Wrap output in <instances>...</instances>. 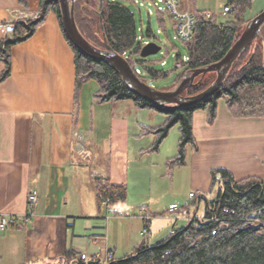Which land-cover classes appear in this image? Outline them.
<instances>
[{"label": "crops", "instance_id": "1", "mask_svg": "<svg viewBox=\"0 0 264 264\" xmlns=\"http://www.w3.org/2000/svg\"><path fill=\"white\" fill-rule=\"evenodd\" d=\"M28 1L25 9L18 0H0V22H14L19 13L21 20H34L42 0ZM10 36L0 28V42ZM3 70L0 62V76ZM75 73L74 51L54 13L48 15L33 37L12 49V73L0 84V216L16 217L22 222L0 232V264H62L59 258L66 250L74 251L78 258L84 254L90 262H104L109 252L114 259H120L143 245L166 239L187 224V217L203 212V204L198 202L190 215L182 209L175 216L169 215L171 204L183 205L173 197L167 200L163 212L153 209L152 197L139 205L128 203L127 198L125 205L118 206V216L131 211L138 221L133 228L127 226L131 220L117 222V226L126 227L123 238L113 234L115 230L112 233L110 222L109 232L103 234V220L110 219L103 216L105 205L98 204L94 182L100 176H109L113 183L129 189V171L126 183L114 172L111 151L107 171H98L87 140L95 132L111 134L115 126L117 132L123 131L126 113L142 109L126 101L115 103L120 105L116 108L120 118L114 117V106L104 108L114 103L100 105L95 111L92 97L99 87L90 81L82 89L75 126ZM123 103H131L132 110L124 108ZM207 119L205 111L194 113L196 149L189 146L185 164L167 174L172 183L176 179L185 183L189 197L191 193L208 194L213 169H226L236 180L264 178V118H236L225 100H220L214 123L209 125ZM163 122L157 116L154 126ZM136 125L139 132L132 139L139 143L149 139L153 143L154 136L138 137L141 123ZM164 142L154 153L145 151L152 143L147 147L135 145L136 161L160 155ZM109 144L111 150L112 140ZM34 188L39 191L40 202L34 215L25 220L28 196ZM189 202L188 198L184 205ZM145 228L147 233L143 234Z\"/></svg>", "mask_w": 264, "mask_h": 264}, {"label": "trees", "instance_id": "2", "mask_svg": "<svg viewBox=\"0 0 264 264\" xmlns=\"http://www.w3.org/2000/svg\"><path fill=\"white\" fill-rule=\"evenodd\" d=\"M253 1L227 0L226 5L231 7V15L235 18L229 21H220L214 11H211L213 15L210 19H205V10L193 11L196 16L194 38L190 42H182L189 55L184 63V71L172 90L178 86L186 72L191 73L224 58L250 22L243 20V15ZM127 2L134 1L75 0V21L79 31L92 45L105 48L106 42L123 58L128 56L126 60L133 70L141 65L146 75L142 71V75L138 77L144 83L147 79L157 81L168 77V73L155 70L152 64H146L139 57L142 41L138 39L135 17ZM18 3L25 9L29 7L28 0H18ZM50 13L57 16L62 32L75 55V126L80 114L82 89L90 81H95L99 88L93 94L94 103L103 105L129 101L142 110L150 109L165 116L161 125H140L138 137L154 136L153 143L145 150L146 153L158 152L170 130L178 126V153L167 160L168 170L172 172L185 164L186 149L189 146L196 149L193 136L195 112L205 111L207 122L212 125L216 119L219 101L225 100L228 110L236 118H264V26L261 29V38L254 41L238 57L221 89L214 96L191 107L162 109L134 94L109 65L81 53L66 36L58 0H42L38 16L31 21H17L14 34L0 42V62L4 65L0 84L12 73V49L33 37ZM166 15L172 20L168 12L158 10V18L163 28ZM88 23L96 24L99 31L88 30ZM145 36L150 38L151 32L148 31ZM177 57L181 58L180 54ZM216 77V73H210L201 82L198 77L195 86L186 90L184 96H193L204 91ZM100 177L94 182L97 201L100 207L105 204L104 207L109 212L115 205L127 200L128 189L124 184L113 183L109 176ZM198 202L203 204V212L201 215L194 213L191 216L190 209ZM181 209L191 217L185 226L175 229L174 233L154 245H143L131 255L114 259L108 264H264V178L248 177L236 180L226 169H213L208 194L197 196L194 202L182 206ZM59 261L62 264H104L102 261L97 263L82 260L72 250H66Z\"/></svg>", "mask_w": 264, "mask_h": 264}, {"label": "rangeland", "instance_id": "3", "mask_svg": "<svg viewBox=\"0 0 264 264\" xmlns=\"http://www.w3.org/2000/svg\"><path fill=\"white\" fill-rule=\"evenodd\" d=\"M133 1L134 2H127V5L134 14L138 37L140 39L143 38L142 48L148 43L152 42L157 43L162 47L161 51L158 54L150 56L144 60L146 61V64H152L155 70L168 73V77L164 79L157 81L147 79L146 83L159 91H171L179 75L184 71V63L187 61L189 55L188 49L186 45H184L180 40L176 38V34L173 28L174 23L168 15H166L164 19V28L162 27L158 18V8H156L154 4L156 0ZM179 3L181 11L193 12L191 11L192 9H199L205 11H214L218 13V7L227 4V0H179ZM86 9L89 10L90 8ZM262 12H264V0H254L244 12L243 20L251 21ZM233 19H235L233 15H230L226 20L219 17L220 21H229ZM86 28L95 32L99 31L98 26L96 24L94 25V23H88L86 25ZM148 31L151 32L150 38L145 36ZM98 48H101V46H98ZM178 54H180L181 56V58L179 59L177 57ZM182 63L183 65H181ZM178 64H180L179 67L177 66ZM138 66L144 72L141 65ZM144 75H146L145 72ZM123 104L124 105L122 106H124V108L131 109L133 106L131 103ZM111 106H114V117L120 118L116 115L117 113H119L116 108L120 105L109 104L104 105V108L105 110L110 109ZM93 107L95 111L101 108L99 104L94 103ZM157 116H161L165 121L164 115L150 109H143L139 112H136L135 110L131 113L127 112L125 115L126 120L124 122V125L126 123L127 126L123 131L119 130V132H117L115 126L113 127V132L111 134H100L98 132H95L93 136L88 138L87 144L91 149L92 156H95L96 158L95 168H97L98 171H107V167L109 166L108 158L109 156H111V154L114 172H118V176L121 177L123 181H125L127 177L126 174L129 171L128 181L130 190L128 189V203L132 202L139 205L140 203L147 201L152 197L154 201L153 209H156V211L161 210L158 212H163L165 211L162 210L163 207L166 206L167 200H169L171 197H173V199L178 201L180 204H183L182 206H185L184 204L189 198V192L185 186V183L180 184L177 181L178 179H176L172 183V179L167 176L169 170L167 167L166 159L174 157L178 153V141L180 136L178 126H175L170 130V133L165 139V142L161 148L160 155H152L151 157L147 156L141 163H138L136 161L137 154L136 152L134 153V151L136 150L135 145L142 144L143 146L147 147L152 143L149 142V139H144V141H142L141 143L132 139L133 135L138 134L139 132L138 126L136 124L141 123L149 126H154L156 125L155 123ZM109 140H112L111 150ZM107 144H109V146H107ZM110 151L112 152L111 154H109ZM129 162L130 169L128 170ZM152 164L154 165L152 166ZM164 175L166 176L163 177ZM141 191H143L142 195H140ZM122 205H125V203H119L115 205L109 212L104 211V218L108 217L110 220H103V225L105 228L103 234H107L106 231L109 232L110 222L111 228L113 226L112 233L115 230L113 234L120 235L123 238L124 234L127 232V230L125 229L126 227L123 225L117 226V222L124 219L131 220L128 221L129 225L127 226H131V228H133L134 224L138 221L134 220V215L131 214V211L120 212L121 215L124 216L125 214V216L123 218H119L118 206ZM136 207L139 208V206ZM157 220H159V218H157Z\"/></svg>", "mask_w": 264, "mask_h": 264}, {"label": "water", "instance_id": "4", "mask_svg": "<svg viewBox=\"0 0 264 264\" xmlns=\"http://www.w3.org/2000/svg\"><path fill=\"white\" fill-rule=\"evenodd\" d=\"M60 17L63 29L69 41L87 57L109 65L123 79L128 88L137 96L150 104L162 109H182L199 104L214 96L228 76L234 62L241 56L257 39L261 38V29L264 26V12L252 19L245 27L240 38L231 47L224 58L204 68L186 72L180 83L171 91H159L144 83L134 72L129 62L114 52L105 42V48L101 49L92 45L79 31L75 21V0H58ZM162 47L157 43H148L140 52V57L146 59L156 55ZM216 73L215 81L204 91L193 95L184 96L186 90L195 86V80L200 77ZM98 179V177H97Z\"/></svg>", "mask_w": 264, "mask_h": 264}, {"label": "built area", "instance_id": "5", "mask_svg": "<svg viewBox=\"0 0 264 264\" xmlns=\"http://www.w3.org/2000/svg\"><path fill=\"white\" fill-rule=\"evenodd\" d=\"M155 6L158 8V10H162L164 12H168L169 15L171 16L173 20V28L176 34V38L180 40L181 42H190L194 38V30H195V25H196V16L193 12H183L180 10V3L179 0H156L155 1ZM217 13V12H216ZM232 14L231 7L229 5H224L218 7V13L217 15L223 19H228L229 16ZM213 15V12L207 11L204 13L205 19H210ZM22 13L17 14V18L15 19L14 22L11 23H3L0 22V28H2L6 34L8 35H13L15 32L16 28V22L21 20ZM140 41H143V38H139ZM125 59H128V56L124 57ZM165 64V63H163ZM180 65V64H179ZM135 74L137 76L142 75V70L141 68L136 67L134 70ZM197 194L196 193H191L189 196L190 203L194 202L196 199ZM40 202V194L38 189L34 188L29 196H28V210L26 213V217L24 218L27 220L31 216L34 215L35 213V208ZM105 205V204H104ZM182 208L181 205L177 203H173L168 207V214L169 215H177V212ZM121 215V214H120ZM119 215V216H120ZM177 218V217H176ZM190 217H187L186 220H189ZM191 219V218H190ZM22 222L21 219H18L16 217H5V216H0V232L10 228V227H15L18 226ZM147 233V228L144 229L143 234ZM174 233V231H172ZM82 260H86L87 257L86 255L82 254L80 256ZM114 260V256L112 253H108L106 255L104 264H108L109 262Z\"/></svg>", "mask_w": 264, "mask_h": 264}]
</instances>
